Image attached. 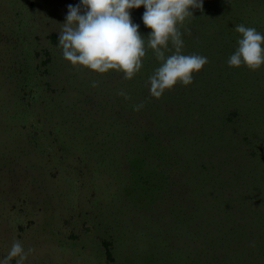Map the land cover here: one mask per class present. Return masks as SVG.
Masks as SVG:
<instances>
[{
    "label": "trees",
    "instance_id": "trees-1",
    "mask_svg": "<svg viewBox=\"0 0 264 264\" xmlns=\"http://www.w3.org/2000/svg\"><path fill=\"white\" fill-rule=\"evenodd\" d=\"M54 1L49 3L50 8L44 9V26L49 28L52 22L58 26H53L49 38L44 36L46 46L36 53L44 57L37 64L36 81L42 87V92L29 99V103L35 108V113L38 112L36 114L43 129L54 117H61L64 123L69 122L74 127L71 138L76 144L92 147L93 152L97 153L96 159L99 157L101 163H125L134 159V171L143 168L144 172L153 167L154 177L160 174L169 178L168 181L152 182L154 177L141 176L144 184L137 188L141 193H149L151 187L159 183L165 190H162L163 193L158 191L159 196L151 202L134 204L140 210L139 214L159 210L157 206L173 192L176 182L170 187L165 186L172 184V177L180 172L178 169L174 171L171 164H178L186 155L185 150L192 153L189 158H183L186 159L182 163L186 170L198 159L203 147L214 146H218L217 149L227 146L233 151L224 160L225 165L240 161L239 158L245 153L249 159L264 165V85L260 82L264 80V65L253 71L245 65L230 67L227 64L238 48V40L242 38L235 31V26L244 24L250 27L245 16L251 12L252 15L257 13V8H249L246 1L203 0V10L190 9L193 16L186 19L183 25H178L183 40L182 54L207 57L208 63L199 72L193 73L191 84L185 86L178 83L172 89L165 90L160 98L150 94L149 77L161 62L154 50L147 46L152 29L145 26L142 20L146 8H133L130 10L133 23L140 25L139 31L145 41L146 55L142 58L141 70L132 79H124V73L115 69L98 73L71 66L74 72L67 80L71 79L77 92L74 100H69L58 88L62 81L59 67H51L58 58H64L58 39L64 22L60 21V5L57 8ZM40 38V35L36 37ZM174 52L169 43L165 55ZM21 77L18 74V79ZM28 77L30 74H27L25 81ZM62 86L64 88L66 84ZM25 89H28V95L32 91L28 82ZM121 91L128 98L119 95ZM140 104L143 107L135 110V106ZM247 167V162H241L232 166L230 174H227L228 168L216 167L207 171H212V174L207 173L209 177L200 183L204 188L208 184L215 186L214 192L220 191V196L228 189L239 191L243 184L249 187L256 185L260 190H250L249 195L235 199L230 205L223 204L225 201L216 205L219 218L182 242H198L197 247L190 246L188 250V246H181V243L173 248L168 261L167 257L162 260L157 253H151L150 259L146 260L150 264H264V227L261 224L264 221V169L254 171ZM205 170L200 166L199 173L202 175ZM135 177L138 181L139 177ZM205 204L195 206V209H199L197 212L205 214ZM162 216L164 214L159 211L151 212L141 229L147 228V233L164 234L167 228L158 225ZM114 224L109 226L108 238L116 237L112 231L114 227L117 237L118 229L127 228ZM120 224H128V219H120ZM192 232L188 230L186 234ZM125 241L128 240L125 238ZM199 242H204V248H207L206 257ZM105 251L108 259H112L114 250L108 244Z\"/></svg>",
    "mask_w": 264,
    "mask_h": 264
},
{
    "label": "rangeland",
    "instance_id": "rangeland-1",
    "mask_svg": "<svg viewBox=\"0 0 264 264\" xmlns=\"http://www.w3.org/2000/svg\"><path fill=\"white\" fill-rule=\"evenodd\" d=\"M238 1H246L251 9L257 8V13L245 17L250 27L264 35V0ZM54 2L57 8L60 5L61 22L66 21L68 5L81 4V0ZM49 3L52 0H0V262L8 256L14 241H19L27 254L24 264H150L146 259H150L151 253H157L162 260L167 257L168 261L175 246L179 247L189 235L219 218L216 205L223 201L230 205L235 199L249 195L250 190H260L256 185L243 184L239 191L228 189L220 196V191L214 192L215 186L201 185L200 181L212 174L207 171L224 166L230 174L232 166L241 162L248 163L246 169L261 171L264 165L249 159L245 152L240 161L225 165L224 160L233 151L227 146L221 149L214 146L203 147L198 159L186 170L183 158H189L192 153L185 150L181 161L171 164L180 173L172 177V184L166 182L165 186L176 182V187L157 206L159 210L151 211L164 214L158 225L167 228L166 232L157 235L147 233V228L141 229L151 212L139 214L134 204L151 202L159 196L158 191L165 190L161 183L153 185L149 193L137 189L144 184L141 176L153 179V167L144 172L143 168L134 171V159L101 163L92 147L76 144L71 138L75 129L69 122L54 117L43 129L38 112L29 103V99L42 92L36 81L37 64L44 57L36 53L46 46L44 36L49 38L53 26H58L53 22L49 28L44 26V9L51 7ZM39 35L41 38L36 39ZM54 66L59 67L62 79L59 90L74 100L77 89L71 79L67 80L74 72L71 70L74 65L60 57L51 64ZM75 67L94 71L81 65ZM18 74L22 76L19 79ZM27 74L30 77L25 81ZM27 82L32 88L29 95L25 89ZM260 82L264 85L263 79ZM200 166L206 169L202 175ZM135 176L139 177L138 181ZM154 178L152 182L169 179L160 174ZM204 204L205 214H200L195 206ZM124 217L128 224L121 225L120 219ZM114 223L127 228L118 229L117 237L114 227L116 237L108 238L109 226ZM261 224L264 227V221ZM188 230L194 232L186 234ZM106 243L114 250L112 259L107 257ZM183 245L189 250L190 246L197 247L198 242ZM199 245L206 257L204 242ZM159 257L156 258L160 260ZM17 259H11L9 264H17Z\"/></svg>",
    "mask_w": 264,
    "mask_h": 264
},
{
    "label": "clouds",
    "instance_id": "clouds-1",
    "mask_svg": "<svg viewBox=\"0 0 264 264\" xmlns=\"http://www.w3.org/2000/svg\"><path fill=\"white\" fill-rule=\"evenodd\" d=\"M141 6L146 8L143 23L152 29L147 46L161 62L149 77L150 94L160 98L165 90L178 83L191 84L193 73L208 63L207 57L182 54V33L178 28L193 16L190 9L203 10V0H81L79 5H68L66 21L59 32V45L63 57L74 66L81 65L98 73L115 69L124 73V79H132L141 70L142 58L146 55L140 25L133 23L130 12ZM234 29L242 38L227 64L259 70L264 65V35L244 24H238ZM169 43L175 52L166 56ZM119 95L128 98L123 91ZM142 107L143 104L137 105L135 110ZM15 257H19L17 264H24L27 259L19 241L13 242L8 256L0 264H9Z\"/></svg>",
    "mask_w": 264,
    "mask_h": 264
}]
</instances>
